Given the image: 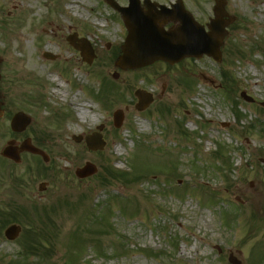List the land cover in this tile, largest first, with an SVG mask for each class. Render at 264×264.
<instances>
[{"label":"rangeland","instance_id":"rangeland-1","mask_svg":"<svg viewBox=\"0 0 264 264\" xmlns=\"http://www.w3.org/2000/svg\"><path fill=\"white\" fill-rule=\"evenodd\" d=\"M69 1L0 0V87L7 115H33V140L41 136L38 143L49 156L48 162L31 156L22 167L0 163L4 180L14 169L35 180L28 190L10 182L0 188L2 208L12 202L28 213L19 216L18 239L10 242L1 231L0 264H230V253L242 264H264L262 0H226L224 9L235 21L221 61L203 56L132 70L115 65L114 52L128 35L120 13L105 0H79L74 9ZM215 3L185 0L204 25ZM77 31L94 47L92 65L68 41ZM46 52L58 54L56 60L45 58ZM30 59L78 70L90 90L87 100L98 106L96 119L79 124L67 104L44 108L47 87ZM138 88L154 97L145 111L135 108ZM117 109L124 111L119 128ZM8 123L7 116L0 120V151L14 137ZM103 124L104 149L89 150L85 136ZM74 135H83L82 142ZM85 162L97 171L80 179L75 170ZM109 164L141 177L107 175ZM43 181L47 190L40 192ZM29 227L42 234L34 254L26 252L34 235Z\"/></svg>","mask_w":264,"mask_h":264},{"label":"water","instance_id":"water-1","mask_svg":"<svg viewBox=\"0 0 264 264\" xmlns=\"http://www.w3.org/2000/svg\"><path fill=\"white\" fill-rule=\"evenodd\" d=\"M130 2L129 8H122L114 4V7L123 14L124 23L129 34L123 46L121 59L117 63L121 68H139L152 64L156 60H165L170 64H174L187 56L201 57L206 54L212 56L216 61L221 59L222 52H220V48L227 35L226 26L234 21L232 18L226 22L221 19L225 16L223 9L224 1H219L215 6L217 17L209 24L211 32L205 31L203 26L193 21L189 13L184 10L181 1L174 5L172 11L161 7L160 11H153L151 9L148 12L139 10L132 1ZM168 21H180L181 25L175 26L170 30H165L164 26ZM70 40L74 47L82 50L83 58L88 63H92L94 51L89 42L84 39L78 42L76 35L71 36ZM51 57L53 58V56ZM114 77H118V74L115 73ZM242 95L248 101L252 100L245 92H242ZM138 97L140 98V103L137 107L141 110L145 109L153 101L150 95L144 96L139 92ZM262 103L264 105V102ZM1 105L0 103V115H2ZM123 118L124 114L121 110L115 113L114 121L117 127L122 125ZM30 121L29 116L17 113L11 125L15 131H22L26 129ZM75 140L80 142L82 137L75 136ZM86 140L91 150H103L106 143L102 140V135L99 133L88 136ZM26 146L27 150L41 152L30 144ZM42 154L48 160V156L43 152ZM4 155L18 159L17 153L11 147H8ZM96 170L97 167L95 165L86 163V166L77 169L76 174L84 178L94 174ZM45 185L41 184L40 188L45 189ZM19 233L20 227L16 225H12L6 230V235L11 240L16 238ZM235 260L233 257L231 258L232 262H235Z\"/></svg>","mask_w":264,"mask_h":264},{"label":"flooded vegetation","instance_id":"flooded-vegetation-1","mask_svg":"<svg viewBox=\"0 0 264 264\" xmlns=\"http://www.w3.org/2000/svg\"><path fill=\"white\" fill-rule=\"evenodd\" d=\"M139 2H140V6H141V8L142 9H147V5H145V3L143 2V0H139ZM185 8L187 9V10H189V11H191L190 9H189V7L188 6H186V4H185ZM191 13L193 14V17H194V13L191 11ZM5 104H6V99H5ZM6 106V105H5ZM5 111V117L7 116V114L9 113L8 112V108L6 107V110H4ZM4 117V118H5ZM4 118H2V119H4ZM33 131V130H32ZM33 132H31V128L30 127H28V129L26 130V131H24L23 133H18V134H16L14 137H12L11 138V140L13 141V147H15L18 151H19V161H14V160H12V159H10V158H4L2 155H1V153H0V163H3V162H5V161H10L12 164H15V165H17L18 167H22V166H24L25 164H27V163H29L30 162V157L31 156H33V154L31 153V152H26V151H23L22 149H23V144H22V142L25 140V139H31V142L35 145V146H37V147H42L41 145H39V141L36 143L34 140H33ZM37 140H38V138H37ZM14 169V168H13ZM18 170H16V169H14V172L15 173H13V174H11V173H9V175L6 177V179L7 180H4V179H2V178H0V188H4V187H6V186H8V184H9V182H10V184H14V189H16V188H24L25 190H28V187H30L31 185H33L34 184V178H33V175L32 174H29L28 172H26L25 173V171H20V173H18L17 172ZM17 173V174H16ZM34 194V193H32V192H28L27 193V195L28 194ZM5 194V193H4ZM25 194H26V192H25ZM27 195H25V196H27ZM5 196H6V194H5ZM32 196H34V195H32ZM2 199H0V201H1ZM11 203L12 202H10V203H8V206H6V208H10V206H12L11 205ZM1 207V206H0ZM2 208V207H1ZM14 221H17L18 222V219H17V217H14V219H13ZM12 224V223H11Z\"/></svg>","mask_w":264,"mask_h":264},{"label":"bare ground","instance_id":"bare-ground-1","mask_svg":"<svg viewBox=\"0 0 264 264\" xmlns=\"http://www.w3.org/2000/svg\"><path fill=\"white\" fill-rule=\"evenodd\" d=\"M76 5L73 4H68V7L70 9H74ZM16 40V39H15ZM25 48V47H24ZM15 51V47L12 49ZM29 65L31 66V69L33 71H36V69L43 71L45 65L40 61V60H32L30 59ZM82 77V74L80 75V79ZM46 94H47V101L50 102L53 107H59L62 104H67L69 107L72 108V110L75 112V115L77 117V121L79 124L81 123H86L87 120H95L96 119V114L93 111V108H97L96 105H93L87 100V97L85 95L84 90L82 89L80 94L76 93H68L64 92L61 96H59V92L55 89L48 90L49 84H46ZM93 112V113H92ZM92 115H89L91 114ZM186 248L184 247L182 253H184Z\"/></svg>","mask_w":264,"mask_h":264},{"label":"trees","instance_id":"trees-1","mask_svg":"<svg viewBox=\"0 0 264 264\" xmlns=\"http://www.w3.org/2000/svg\"><path fill=\"white\" fill-rule=\"evenodd\" d=\"M105 172L107 173V175H111V176H114V177H116L117 176V174L118 173H114L112 170H111V168H106V170H105ZM125 177V175H123V174H120V177ZM104 179H105V177H103ZM30 249L32 250V249H34L33 247H30Z\"/></svg>","mask_w":264,"mask_h":264}]
</instances>
